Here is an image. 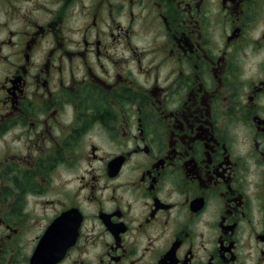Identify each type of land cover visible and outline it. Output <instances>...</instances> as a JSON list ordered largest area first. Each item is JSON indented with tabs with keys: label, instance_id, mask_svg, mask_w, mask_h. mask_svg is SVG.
Returning a JSON list of instances; mask_svg holds the SVG:
<instances>
[{
	"label": "flooded vegetation",
	"instance_id": "flooded-vegetation-1",
	"mask_svg": "<svg viewBox=\"0 0 264 264\" xmlns=\"http://www.w3.org/2000/svg\"><path fill=\"white\" fill-rule=\"evenodd\" d=\"M0 264H264V0H0Z\"/></svg>",
	"mask_w": 264,
	"mask_h": 264
}]
</instances>
